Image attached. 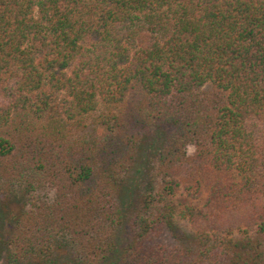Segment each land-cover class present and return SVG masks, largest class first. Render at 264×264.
<instances>
[{
    "label": "trees",
    "instance_id": "obj_1",
    "mask_svg": "<svg viewBox=\"0 0 264 264\" xmlns=\"http://www.w3.org/2000/svg\"><path fill=\"white\" fill-rule=\"evenodd\" d=\"M0 264H264V0H0Z\"/></svg>",
    "mask_w": 264,
    "mask_h": 264
},
{
    "label": "rangeland",
    "instance_id": "obj_2",
    "mask_svg": "<svg viewBox=\"0 0 264 264\" xmlns=\"http://www.w3.org/2000/svg\"><path fill=\"white\" fill-rule=\"evenodd\" d=\"M178 223H179L180 225H182V222H181V220H180V221H178Z\"/></svg>",
    "mask_w": 264,
    "mask_h": 264
}]
</instances>
